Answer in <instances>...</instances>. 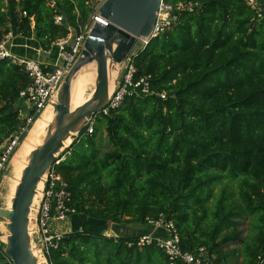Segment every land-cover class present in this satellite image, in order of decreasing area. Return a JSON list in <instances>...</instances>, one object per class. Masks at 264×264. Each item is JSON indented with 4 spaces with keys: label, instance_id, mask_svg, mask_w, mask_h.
I'll return each instance as SVG.
<instances>
[{
    "label": "trees",
    "instance_id": "trees-1",
    "mask_svg": "<svg viewBox=\"0 0 264 264\" xmlns=\"http://www.w3.org/2000/svg\"><path fill=\"white\" fill-rule=\"evenodd\" d=\"M168 1H197L200 9L132 57L135 78L151 74L167 99L128 96L94 118L92 134L87 126L78 134L58 166L73 218L145 225L163 216L183 251L206 247L215 264H264V17L245 0ZM92 12L89 0H0V36L11 24L14 35L50 50L70 28L79 34ZM28 84L20 66L0 61V145L17 125L15 103ZM102 125L111 145L104 153ZM73 229L48 264H170L155 243L138 247L142 234ZM4 248L0 264H13Z\"/></svg>",
    "mask_w": 264,
    "mask_h": 264
},
{
    "label": "built area",
    "instance_id": "built-area-1",
    "mask_svg": "<svg viewBox=\"0 0 264 264\" xmlns=\"http://www.w3.org/2000/svg\"><path fill=\"white\" fill-rule=\"evenodd\" d=\"M105 2L106 0H89L93 11L90 22L81 29L79 34L73 36V30L70 28V34L67 37L53 43V46L59 49L61 58V62L56 65H44L34 59L15 54L11 49V43L17 36L14 35L11 24H8L10 30L0 36V61L7 60L12 65L20 66L29 78V84L20 91L19 99L15 103L17 125L10 136L0 145V176L11 163L13 156L43 112L56 101L59 88L81 53L92 26L96 23L104 27L109 25L108 20L102 17L99 11ZM245 2L258 17H264V0H245ZM199 9L200 4L197 1L171 3L168 0H161L153 32L149 38L139 40L141 44L139 45L138 42L137 48L128 58V64L120 77L118 88L109 105L103 111L105 114L120 107L128 96H154L162 100L167 99L166 91L152 88L153 76L151 74L135 78L137 70L132 57L138 50L146 47L152 39L175 29L182 14L197 13ZM23 16H27L26 11L23 12ZM64 21L63 15L55 16V24L62 25ZM31 25L34 26L33 21ZM93 132L94 119L87 125L86 134ZM65 159V153L60 155L45 174L40 183L42 186L38 187L37 203L34 202L33 205L34 227L31 229V233L34 245L40 248L45 259L52 248L58 247V241L67 233L65 223L77 213V209L71 204L72 194L69 184L58 171V166ZM147 225L158 228V230L163 229L167 235L144 234L137 242L138 247L142 248L155 243L169 258L170 264H177L179 261L185 264H215L216 256L212 255L206 247H201L194 252L183 251L179 231L172 221H167L163 216L159 219L148 218ZM132 245V242L129 243V246Z\"/></svg>",
    "mask_w": 264,
    "mask_h": 264
},
{
    "label": "water",
    "instance_id": "water-1",
    "mask_svg": "<svg viewBox=\"0 0 264 264\" xmlns=\"http://www.w3.org/2000/svg\"><path fill=\"white\" fill-rule=\"evenodd\" d=\"M161 0H106L101 6L107 27L92 26L83 49L62 82L56 102L55 116L48 125L42 142L31 151L11 200V208L0 207V219L6 221L8 235L4 254L13 264H42L34 253L31 215L38 187L58 157L91 120L102 113L113 98L128 58L140 39H147L154 29ZM96 63L97 84L94 94L79 108L72 110V84L89 64ZM116 66L117 76L111 90L110 69ZM71 142V143H72ZM48 264L45 259V263Z\"/></svg>",
    "mask_w": 264,
    "mask_h": 264
},
{
    "label": "rangeland",
    "instance_id": "rangeland-1",
    "mask_svg": "<svg viewBox=\"0 0 264 264\" xmlns=\"http://www.w3.org/2000/svg\"><path fill=\"white\" fill-rule=\"evenodd\" d=\"M140 44H141V42H139V45ZM52 50L54 51V48ZM53 51H51V53ZM116 73H117V69L114 72V78L116 77ZM84 79H86V80H84ZM87 79H89V80H87ZM84 81L86 82V86L84 87V93H83L84 94L83 102L85 103L94 94L96 84H97V68H96L95 62L91 63L87 67H85L75 77L73 84L75 82L80 83V82H84ZM73 84H72V87H73ZM83 102H82V105L84 104ZM45 111L43 112V114L45 113ZM43 114H42V116H43ZM42 116L38 120H40L42 118ZM51 122L52 121L48 122V124L46 122L47 126L45 125V127H44V134L46 132L48 125ZM104 129H105V125H102L103 132L101 133L102 134L101 138H102V142H103V144H102V152L103 153L106 151H109L111 149V145L109 144V141L107 139L106 132ZM44 134L42 133L40 135V137L35 142H33L32 146L30 147V149L32 148L30 150V153L32 150H34L42 142ZM28 136H29V134H28ZM28 136L26 137V139L28 138ZM23 144H24V142H23ZM23 144H21L17 153L20 151ZM70 144L71 143H67L66 145H70ZM17 153L13 156L11 163H9L6 170L0 176V207H8V208L10 207L11 208V200L13 198L12 196L14 195V189L16 188V186L19 182V179H20L18 177H21L22 171H23L24 167L26 166L28 159H29L30 153H28L29 155L26 156L27 158L22 159L23 161L20 160L21 162H19V164L17 165V163L15 162V157H17ZM20 168H21V170H20ZM218 190L219 189H216L217 192H218ZM75 218L77 221V229L91 230L94 232H102V231L106 230L104 232V234L106 236H121L124 233H126L128 235H141L144 233H151V234L158 233V235H162V236L167 235V233H165V231L163 229L160 228L161 230H158V228L149 226L147 224L141 225V224L134 223V222H130V223H122L121 222V223L117 224L114 222H107V225H104L105 224L104 222L91 219V218H89L83 214L76 215ZM72 219H73V216L65 223L66 224V230H65L66 232H70V231L74 230L72 228V225H71ZM248 223H249L248 220H246L240 226V230L243 233V236H247L249 233ZM7 235H8V232L6 229V221L4 219H0V243L5 244ZM239 247H240L239 244H232L228 247V249H235V248L239 249ZM38 249H40V248L36 245L35 250H38ZM44 260H45V258H44ZM234 261L241 263L243 261V257L241 255H238ZM2 264H4V263H2Z\"/></svg>",
    "mask_w": 264,
    "mask_h": 264
},
{
    "label": "bare ground",
    "instance_id": "bare-ground-1",
    "mask_svg": "<svg viewBox=\"0 0 264 264\" xmlns=\"http://www.w3.org/2000/svg\"><path fill=\"white\" fill-rule=\"evenodd\" d=\"M116 69L118 70V68L116 66H114V67L112 66L111 69H110L111 90H113L114 84H115V80H116V77L114 78V72H115ZM116 76H117V73H116ZM84 80H86V79H84ZM87 80H89V79H87ZM85 86H86V82L85 81L84 82H80V83H78V82L76 83L75 82L73 84V87H72V98H71L72 110H75V109L79 108L82 105V102L84 100V97H83L84 94L83 93H84V87ZM54 116H55V110H54L53 104H51V105H49L47 107V109H46L45 113L43 114L42 118L36 122L35 126L32 128L31 132L29 133L28 138L24 141V144L22 145L20 151L17 153V157H15V162L17 163V165L19 164V162L23 161L22 159L27 158L26 156L29 155L28 153H30V150L32 149V148L30 149V147L32 146L33 142H35L40 137V135L42 133L44 134V127L46 125V122L48 124V122L53 120ZM71 142H72V139H69L66 142V144L67 143H71ZM21 168H20V170H21ZM18 178H20V177H18ZM41 186H42V184L39 185V187H41ZM14 191H15V189H14ZM37 200H38V197H36L35 203H37ZM9 209H10V207H9ZM31 220L32 221H31L30 228L32 229L34 227V220H33L32 215H31ZM34 253L38 257L40 263H42V264L45 263L43 255H42V253H41V251L39 249L38 250L34 249Z\"/></svg>",
    "mask_w": 264,
    "mask_h": 264
},
{
    "label": "crops",
    "instance_id": "crops-1",
    "mask_svg": "<svg viewBox=\"0 0 264 264\" xmlns=\"http://www.w3.org/2000/svg\"><path fill=\"white\" fill-rule=\"evenodd\" d=\"M53 48L54 51L52 50ZM11 49L15 54L19 56L34 59L38 62H41V64L44 65H56L61 62L59 49L57 47L52 46V49L44 50L42 49L40 43L34 37L33 38H24L22 36L15 37V39L11 43ZM51 51L53 52L51 53ZM71 225L72 228L77 227V221L75 217L71 220ZM144 234H151V233H144ZM124 235H128V234L124 233ZM154 235H158V233H155Z\"/></svg>",
    "mask_w": 264,
    "mask_h": 264
}]
</instances>
